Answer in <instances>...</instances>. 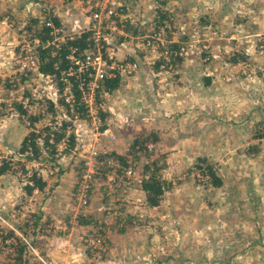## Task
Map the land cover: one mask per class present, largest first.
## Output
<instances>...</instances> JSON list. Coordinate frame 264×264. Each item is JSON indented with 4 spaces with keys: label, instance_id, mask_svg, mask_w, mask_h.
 Masks as SVG:
<instances>
[{
    "label": "rangeland",
    "instance_id": "1",
    "mask_svg": "<svg viewBox=\"0 0 264 264\" xmlns=\"http://www.w3.org/2000/svg\"><path fill=\"white\" fill-rule=\"evenodd\" d=\"M70 1L71 3L77 1V17L73 21L74 26L82 31L87 30L94 22L87 12L80 13L78 11L81 8L88 9L84 3L85 0ZM117 1L121 7H119L120 11H124L123 13L118 12L116 15L120 26L110 23V31L105 30L104 35L101 36L104 30L103 23L101 24L100 37H104L103 41L105 42L101 52L104 51L108 60L123 64H136V70L133 73L120 74L119 83L125 84V88L128 89V85L132 83L136 90L132 89L136 94L140 74H147L149 79H152L151 85L156 96L152 99L161 102V104L164 103L162 112L170 110L167 104H170L169 100L176 93L178 94V88L180 89V69L177 70L180 63L176 62L171 65L172 70L163 68L159 72L155 70V66L160 58L165 59L166 46L170 41H175L187 47L186 53L183 54L184 60L192 61V63L199 62L203 66V72H207L205 67L208 65L206 64L217 68L210 75L211 82L216 86H227L230 94H232L233 88L236 89V85L240 87L241 84L242 90L257 87L262 92L259 95L262 98L258 97L255 100H264V28H259L258 32H254L249 30L240 19L239 21L234 19L233 23H228L229 21L215 22L211 15L206 14L207 18H201L199 21L200 17L194 19L193 16L190 17L187 14L185 16L179 7L174 13L175 16L167 8H154L156 3H163L164 0ZM220 8L221 6H218L216 9ZM254 8L256 10L264 9V0H259ZM68 9L72 8L69 6ZM25 11L22 12L18 20L12 17L9 11L3 13L0 20L3 26L0 30L2 36H5L4 38L0 37V47L2 48L0 53V164L5 161L13 168L20 167L17 161H23V158L17 152L18 147L11 148L8 145L9 142H7L5 134L8 132L11 122L16 119L24 126V133L30 130L27 117L20 119L14 106L15 103L27 105V110L32 114L41 113L40 120L35 124L36 128L52 124L51 121L55 118L59 123L63 118L68 119L67 114L73 113L69 105L63 103V107L59 106V99L54 102L51 98L46 97L49 89L50 91H54L56 88L60 90L55 80L41 77L38 70H34V68L27 70L19 68V60L23 58L25 52H28L32 57H38L36 46L38 45L39 32L46 20L53 21L52 17L48 16L34 17L31 14V9ZM224 11L226 8L221 9V12ZM225 16L229 17L226 13ZM174 18L178 25L172 22ZM158 23L163 24L157 27ZM59 25L64 30L66 29L62 24ZM117 33L125 36L126 39L120 41L119 36H114ZM183 38L185 43L180 40ZM51 41L52 39H50V44ZM23 43H27L28 46L24 48ZM56 43L57 41L51 45L55 46ZM234 55L236 58L232 62L231 58ZM262 56L263 58L256 62V59ZM63 77L62 81L66 82V76ZM64 85L70 87L69 84L64 83ZM116 88L105 94L100 90V85L94 91L96 116L100 119L97 122V127L107 125V120L111 122V119L114 118L107 112V107L114 104L113 101L107 100V94L114 95ZM246 94L251 95L250 91ZM120 96L123 99L126 97L123 92ZM136 98L137 96L131 97L128 103V106L132 108L128 111L132 121H128L129 125L127 126L121 120L124 123L120 128L117 127L118 130L125 129L127 132L122 134L117 132V138L110 142L111 145L106 143V138L96 145L91 135H88L86 131H82L81 136L77 137V146L88 144L91 147H97L99 153L91 186L87 192L86 206L79 208L78 215L74 216V212L71 211V208L76 205L75 193L81 181L83 166L80 157L77 156V151L75 152L73 149L68 154L63 153L66 144L60 142L62 138L58 141L60 145H57L58 151L55 155L56 161L61 165L60 169L38 163L37 170L44 176L47 185L43 190H37L36 193L33 192L30 195L31 200L30 202L26 201V208L21 209L22 204L19 203L12 205L14 210H21L16 212L15 217L21 221L23 226L25 225V229L22 230V234L9 236L8 230L11 229L2 230L3 228L0 227V259L3 258L0 264H42L38 256L47 258L52 264H124L123 259L128 257L132 261L141 259L147 264H157L159 260H175L180 255L190 254L199 246L196 244L198 240H210V245H213L214 241L231 239L234 244L240 242L238 246L236 245L235 251L242 249L244 240L261 241L256 245V250L264 247V118H261L256 127H253L258 136L256 135L255 141L249 147L252 150L255 149V146L257 147L254 153L243 151L237 160L235 154H228L225 156L229 161L227 163L216 154L207 156L208 164L213 166L222 179L220 187H212L208 184L202 185L197 181L196 164L201 165V162L199 163V160L194 157L189 158L190 149H185L188 145V139H186L189 136L188 132L185 133L184 138H180L178 141L167 135L159 136L157 132L150 131L149 128L146 129L149 125V115L154 116L150 111L154 109L144 111V108H138L139 105L134 106ZM48 99L53 101L57 107V113L54 116L47 111L45 100ZM61 99L63 102V98ZM248 99L244 102L243 108L260 109L259 103L252 102V97ZM194 101L200 102L195 95ZM203 104L206 109V104ZM198 106L200 107L201 103ZM217 106L218 103L215 102L209 111L216 112ZM83 107L86 112L84 104ZM232 107L234 105L231 104V100H225V108L228 110ZM92 108L91 113L95 111V107ZM99 111H102L103 114ZM87 122V125H82V130L90 128L91 121L87 120ZM161 122L168 133L170 130L168 123ZM182 126L184 130L191 129L188 125L182 124ZM67 130H71V128L68 127ZM151 132H155L156 141L151 140ZM141 137L144 142L142 148H139L136 139L141 140ZM211 142L217 143L215 138ZM116 146H121L120 152ZM116 150L118 153L115 152ZM189 154L193 155V153ZM199 154H197V158L202 157ZM119 156L123 158L120 159ZM151 160H157L158 165L161 166L159 173L164 180L171 184L159 207L149 206L140 189L141 180L149 175L144 172V165ZM32 163H25L27 173L33 168L35 169L37 162ZM128 166L132 167L130 174H126ZM17 172L20 170L17 169ZM17 172L10 173L9 171L14 180L13 188H8L12 195L18 192L24 193L22 187L24 175L27 176V173L19 175ZM204 177L206 178V176ZM43 197L60 201L61 217L58 225H55L50 218L42 220L43 218L40 217L37 208ZM93 201L92 208L95 210L92 211L98 214V218L95 219L91 214L87 216L81 214L88 205L87 208L90 207ZM79 218L81 222L90 224L82 233L77 234L76 227ZM5 221H11V217L0 213V224H5ZM92 235L97 236V248L90 244ZM22 236L27 238L37 254L22 240ZM77 242L80 243V250L84 251L82 255L86 258L80 263L77 262ZM20 244H25L27 247L21 260L17 258L15 248ZM59 245L61 250L58 248ZM123 245H129V247H122ZM251 245L255 244H249L243 248V252L253 250V248H249ZM224 249L226 252L232 250ZM203 250L208 252L210 249L206 246ZM126 252L127 254H125ZM224 252L220 254L221 259L225 261L222 264L243 263L240 260L233 263V259H230L232 253ZM215 256L217 255L213 254L212 257ZM24 258L26 261L22 262Z\"/></svg>",
    "mask_w": 264,
    "mask_h": 264
},
{
    "label": "crops",
    "instance_id": "2",
    "mask_svg": "<svg viewBox=\"0 0 264 264\" xmlns=\"http://www.w3.org/2000/svg\"><path fill=\"white\" fill-rule=\"evenodd\" d=\"M65 1L66 0H0V20L2 18L1 15L3 13H7L8 11L12 15V17L17 18L18 20L20 19L19 16L22 14V12H26L25 10L31 9V14L34 17H52L58 23L66 27V29L64 30L65 32L74 31V29H77V27H75L73 24L74 19L77 17V1H74L73 3H71V1ZM166 1L167 0H164L163 3H156L154 5V8H167L174 15L179 7V10L182 11L185 16L187 14V16H193L192 18L194 19L200 17L199 21H201V18H207L206 14L211 15L215 22L225 23L229 21L228 23H233L234 19H237V21H239L240 19L241 21H243L246 27L249 28V30L254 32H258L259 28H264V9L256 10L254 8L259 0ZM69 6L72 9H68ZM218 6H221V8L216 9ZM223 8H226V11L221 12V9ZM78 11L82 13L84 10L81 8ZM225 13L228 14L229 17H226ZM83 20H85V18H83ZM172 22L178 25L177 21H175V18ZM2 28L3 26L0 23V29ZM0 37H5L4 35L2 36L1 30ZM1 52L2 48L0 47V53ZM194 57L196 58V56ZM235 58L236 55L231 58V61H235ZM262 58L263 56L257 58L256 62ZM184 59L181 60L180 64H178L177 69H180V89L178 88V94L176 93V96L174 95V97L169 100L170 104H167L169 105L167 107H169L168 109L170 110H165L164 112L161 111L163 106L165 105H163L164 103L161 104V102H156V100L152 99L156 97L153 92L154 88L151 85L152 79H149V75L147 76V74L141 73V76L137 81L138 91L136 94V89L134 88L132 83L131 85H128V89L125 88V84L119 83L116 90L114 91V95H112V93L107 94V100L114 102L113 105L107 107V112L110 114V116L113 115L114 118L111 119V122L110 120H107L106 126H109L115 133L120 132L122 134L123 132H127L125 129L118 130L117 127L120 128L124 122L128 126L129 123L127 122L132 121V118H130V116L128 115V111H130L132 108L128 106V103L130 102L131 97L137 96L134 106L139 105L138 108H144V111H146L147 109H154L150 111L154 116L149 115V125H147L146 129L149 128L150 131L157 132L159 136L167 135L168 137L170 136L175 140L177 139L178 141H180V138H184L185 133L188 132L187 135L189 136L186 138L188 139V145H186L187 147H185V149H190L189 153H193V155L188 153L189 158L194 157L197 159L198 153H200L199 155H202V157L206 158L207 156L209 157L213 156V154H216L218 157L220 156L225 163H227L229 161H227V157L225 156H227L228 154H235L237 160L238 157H240L241 152L243 151H250L251 154L254 153V151L257 150V147L255 146L254 150L250 149L249 147L255 141L254 138L256 137V135L258 136L253 127H256V125L258 124L257 122L261 118H264V100L255 99L258 97L262 98V96H259L262 92L259 91L257 87L242 90V85L240 84V87L236 85V89L233 88V92L232 94H230L228 93L227 86H216L213 82H211L212 78L210 75L217 68H213L211 65L206 64L208 66L205 67V70L210 73L203 72V66H201L199 62L192 63V61L189 62L188 60ZM154 78L156 77L154 76ZM157 83L159 82L157 81ZM132 88H134L135 90ZM249 91L251 93L250 96L246 94ZM121 92H123L126 96L124 99L122 96H120ZM104 93L106 94V92ZM193 93L197 100H199L200 102L194 101ZM249 97H252V102L259 103L260 109L254 110L253 108H250L249 110V108L247 107V110L246 108H243L244 102L249 100ZM227 99H230L231 104L234 105V107L228 110L227 108H225V100ZM215 102L218 103V106L216 108L217 111H209V109H212V106L215 104ZM199 103H201L202 107H200L202 110L199 109ZM203 103L206 104V109H204L205 105ZM103 104H105V102H103ZM194 108L198 109L193 110ZM167 114L168 116H166ZM116 119L118 122L116 121ZM16 120H13L11 122L8 132L5 134L6 140L7 142H9L8 145L11 148L18 147L25 135V133L23 132L25 131L24 126L20 124L18 120ZM121 120L124 122H121ZM161 121H164L166 124L168 123V127L170 128L168 133L166 127L163 126V122ZM152 124L153 126H151ZM182 124L190 126L191 129L184 130ZM13 132L14 134H12ZM214 138L217 142L216 144L211 142ZM110 142L113 141H106L107 144L109 143L108 145H111ZM116 149L120 152L122 148L121 146H116ZM117 150L115 152H117ZM13 181V177L9 173L0 175V208H2V212L0 211V213H3L4 216L8 215L9 217H11V221H5L4 223L6 225L1 223L0 227L3 228L2 230H8L10 228L11 230L8 231H11L13 235L16 236L17 234H22V230L25 229V225L23 226L21 224V221H19V219L15 217V215L17 214L16 212L21 210H14V208H12V205H17L19 203L22 204L20 206L21 209L26 208V201L30 202L31 197L30 195L19 192L15 195H12L11 191H9L8 188H13ZM44 198L45 197L42 198V202L38 203L37 209L40 212V217L43 218L42 220L50 218L53 220V223L55 225H58L57 223H60L59 219L61 217L60 201L51 200L49 198H45L44 200ZM22 199H24L25 201L20 202V200ZM92 205H94V201L90 204V207L87 208L89 206L88 205L86 207L87 209L85 208L81 214H86L84 216L91 214L95 219L98 218V214L95 211H92L95 210V208H92ZM80 218L79 220H77V234L82 233L83 230H85L86 227H89L90 224L81 222ZM210 242V240H198L196 244L199 246L190 254L180 255L175 260H159L157 264H222L225 261L221 259L220 254L221 252H224L226 250L224 248L232 249L228 252L229 254L232 253L230 259H233V263H237L240 260L243 262L241 264H264V247L256 250V245L260 244L261 241L244 240L242 241V243H244L242 244V249L237 251H235L234 249H236L240 242L234 244V241L231 239L218 240V242L214 241L213 245H210ZM249 244H255L249 247L250 249L253 248V250H249V252H243V248L247 247ZM206 246L210 249L208 252L203 250ZM122 247L127 248L129 247V245H123ZM58 248H60V245ZM121 252H123L122 248ZM228 252L225 251L224 253ZM82 253H84V251L80 250V243L77 242L78 263L86 259L85 256L82 255ZM125 254H127V252ZM213 254H216L217 256L212 257ZM2 259H0V261ZM123 263L147 264V262L144 260L142 261L141 259H135L134 261H132L129 259V257L123 259Z\"/></svg>",
    "mask_w": 264,
    "mask_h": 264
},
{
    "label": "trees",
    "instance_id": "3",
    "mask_svg": "<svg viewBox=\"0 0 264 264\" xmlns=\"http://www.w3.org/2000/svg\"><path fill=\"white\" fill-rule=\"evenodd\" d=\"M120 8L118 12L123 13L124 11H120ZM52 19L56 25L60 24L54 18ZM118 22V16L110 17L108 21L102 24L104 30L102 31L101 36L104 35L105 30L108 29V32L110 31V23H116L118 26H120ZM161 24L163 23H158L157 27H159ZM124 28L126 29L127 27ZM38 36V45L36 46V52L38 53L37 59L39 60V66L37 69L38 73H40L42 76H46L48 78H51L52 80H55L58 83L60 89H63L66 86L64 85V83L69 84L70 92L74 98V113H76L79 118L84 119L86 117L85 114L87 113L85 112L83 103L80 101L81 94L80 89L78 88V82L81 78L84 77V74L77 75L76 70L70 65L69 61L65 58V55L69 52V47L77 48L78 53H82L85 50H94L96 48V45L94 44L93 33L89 30H85L76 35L73 39L66 40L63 43H60L58 47H55L51 44L45 45V41L51 39L49 35V29L45 26V24L40 30ZM114 36H119L120 41L126 39L125 36L120 35L119 33L114 34ZM103 40L104 37L99 39V44L101 45L102 49L105 45V42ZM180 40L181 42H183L185 39L183 38ZM183 43H185V41ZM182 46V43L180 45V43L170 41V43L166 46L167 54L169 56L168 60L160 58L156 63L155 70L159 72L161 66L165 67V69H170L171 65L175 64L176 62L180 63L181 60H183V55L179 54L180 48ZM65 72H70L71 75H66ZM63 76H66V82L62 81ZM118 84V76L107 78L101 83L100 90L102 91V93L110 92L115 89ZM63 103L65 104L64 100L62 102L61 98H59V106L63 107ZM45 105L47 106V111L49 112V114H51L52 116L56 115L57 107L53 101H51L50 99L45 100ZM14 106L19 114L18 116L20 117V119H23V117H27L30 130L25 133L20 145L17 148L19 156L23 158V161H17V164H20V167L13 168L9 163L2 161L0 165V175L9 173V171L10 173L17 172V169L20 170V172H17L19 175H24V172H26V162H37L42 164L43 166H46L47 164L52 168L57 167L60 169L61 165L56 161L57 159L55 156L58 151L56 148V143L62 138L65 139L66 145L63 150V153L65 154L71 152L77 145L73 118L74 113L67 114L68 119L63 118L59 123L55 118L51 121L52 124H45L40 128H36L35 124L40 120L41 113H30L26 108L27 105H24L22 103H15ZM99 113L103 114L102 111H99ZM105 115L106 114L104 113V116ZM104 126L105 125H101L99 128H103ZM68 127L71 128V132L66 135L65 132ZM155 135V132H151L150 137L152 141H156ZM50 138H52L51 143L49 141ZM140 139L141 140H139V138L136 139V144L139 145V148H142V143L144 142V140L143 137H141ZM119 158L121 159L123 157L119 156ZM197 160H199V163L201 162V165L196 164V168L198 169V174H196L197 181L199 183L201 182L200 184L202 185L208 184L212 187H220L222 185V179L221 176L217 174V171L213 168V166L211 164H208L205 157H198ZM59 169L58 171L60 172ZM160 169L161 166L158 165L157 160H151L149 163L144 165V172L148 173L149 175L147 177H143V179L141 180L140 189L145 195L146 202L151 207H159L165 192L168 191L171 186L169 181L162 178L161 173H159ZM204 176H206V178ZM46 185L47 181L44 176L38 173L35 169H32L29 173H27V176L24 175V183L22 189L26 195H31L34 190L41 191L45 188ZM8 235L12 236L13 233L9 231ZM15 248L17 252V258L21 260L24 257L25 251H27V247L25 244H20L16 245ZM25 261L26 260L24 258V261L22 262Z\"/></svg>",
    "mask_w": 264,
    "mask_h": 264
},
{
    "label": "built area",
    "instance_id": "4",
    "mask_svg": "<svg viewBox=\"0 0 264 264\" xmlns=\"http://www.w3.org/2000/svg\"><path fill=\"white\" fill-rule=\"evenodd\" d=\"M66 1H70V0H66ZM84 3L88 6V9L87 10L85 9L84 12H87L90 15L91 20L94 22V24H92V26L89 27L87 30L93 33V39L96 48L94 50H85L82 53H78L77 48L69 47V52L65 55V58L69 61L70 65L76 70L77 75L84 74V77L81 78L78 82V88L80 89V94H81L80 101L86 107V113H87L86 117L82 119L79 118L78 115H76V113H74V108H73L74 98L70 92L69 87H65L60 90L56 88L54 91H50L49 89L47 91L46 97L51 98L54 102H56L60 97L63 98L65 104L69 105L70 110L74 113L73 118L75 122L74 126H75L76 138L78 136H81L82 131L84 132L86 131L88 135H91L95 144L97 145L103 138H106L109 141L116 140L117 133H115L109 126L106 125L103 128L97 127L98 125L97 122H99L100 119L98 118V116H96L97 108L94 102V91L107 78H113L117 76L120 77L121 73L122 74L133 73L136 70V64L135 63L123 64L112 60H108V58L105 57V55L101 52L102 47L99 44V39L101 38L100 37L101 24L104 23L110 17L116 16L118 14V10L120 7L119 1L85 0ZM44 24L49 29V35L52 39L51 44L57 41L55 45L56 47H58L60 43H63L66 40H71L76 35L84 31L80 29H74V31L65 32L61 26L56 25L50 19L46 20ZM26 44L23 43L24 48L28 46ZM48 44H50V40L45 41V45ZM203 47L205 46L203 45ZM185 49H187V47L182 46L180 48L179 54L180 55L185 54L186 53ZM164 58L165 60H168L167 53H164ZM19 64H20L19 68L21 70H27L33 68L34 70L35 69L37 70L39 66V60L37 59L36 56L32 57L28 52H25L23 58L19 60ZM163 68L165 67L161 66L160 71H162ZM170 70L172 69L170 68ZM65 74L71 75L70 72H65ZM39 75L41 77L48 78L46 76H42L40 73ZM52 86H54V84H52ZM92 107H95V111L93 113H91V110L93 109ZM87 120L91 121L90 128L86 130L85 128H83L82 130V125H87L86 124L88 123ZM70 132L71 130H66L65 133L66 135H68ZM49 141L52 142V138H50ZM60 142H63L65 144V139L63 138ZM60 142L56 143L57 150H58L57 145ZM74 151L75 152L77 151V156L80 157V160L83 163L81 181L79 182V185L75 193L76 205L71 208V211L74 212V216H76V214L78 215L79 208L86 206L88 200L87 192L91 186L92 177L94 175V168L96 166L99 153L97 147L96 148L93 146L91 147V145L88 144L86 145L81 144L80 146L76 145ZM37 164L38 163H36L35 170L39 173V171L37 170L39 168V164L38 165ZM128 167L129 168L126 169V174L131 173L132 167L131 166ZM33 192L36 193L37 190H34ZM22 240H24L25 243L29 247H31V245L27 241V238H23L22 236ZM90 242H91L90 244L93 245L95 248L98 247L97 236L92 235ZM32 250L35 254H37L35 249L32 248ZM38 258L42 264H52L51 261L47 260V258H43L41 256H38Z\"/></svg>",
    "mask_w": 264,
    "mask_h": 264
}]
</instances>
